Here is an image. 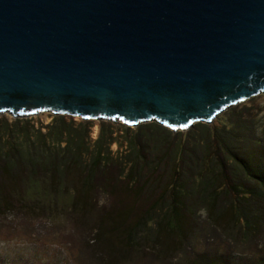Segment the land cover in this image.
Here are the masks:
<instances>
[{"label":"water","instance_id":"water-1","mask_svg":"<svg viewBox=\"0 0 264 264\" xmlns=\"http://www.w3.org/2000/svg\"><path fill=\"white\" fill-rule=\"evenodd\" d=\"M264 91V0H0V112L173 130Z\"/></svg>","mask_w":264,"mask_h":264},{"label":"rangeland","instance_id":"rangeland-1","mask_svg":"<svg viewBox=\"0 0 264 264\" xmlns=\"http://www.w3.org/2000/svg\"><path fill=\"white\" fill-rule=\"evenodd\" d=\"M152 122L156 121L127 124L118 118L114 120L87 119L52 112L14 116L10 111H1L0 146L9 131L21 164L16 167L15 176L12 178L0 173V194L6 196L8 201H12V211L0 215V264H111L110 255L116 250L114 249L116 243L115 239L108 236L107 228L114 221L115 214L130 210L131 218L126 221V224L130 223L147 210L154 199L161 194L163 183L172 167L170 164L172 162L167 163L170 159L167 154L172 156L174 143H177V140H185L184 159L188 158L189 152H193L194 143L190 141L189 129L194 124L176 130L167 127L176 137L170 140V150L166 152L164 165L158 169L152 168L151 164H154L157 157L152 154L150 147L143 143L142 156L149 162L146 164L149 168L142 173L143 175L150 173V181L141 192L135 191L132 194L126 190L127 182L116 179L117 172L114 167L131 158L128 139L138 130L149 131L145 125ZM198 122L217 128L222 124L232 126L235 129V140L229 143L231 150L237 149L240 155L239 147L245 152L252 147L255 154H260L255 163L260 162L259 159H262V156L264 161V91L230 105L229 110L219 112L218 121ZM56 124L65 132V129L71 132L76 131L79 136L84 137L87 152L81 155L82 163H88L91 160L95 141L100 137L105 145L104 151H107L110 157V165L113 167L97 172L93 180V188L88 193L92 206H83L85 209L79 208L80 203L78 207L74 206V202L71 204L75 200L76 193L73 192L72 187L76 189L77 183L74 182H77V171L67 172L61 180L58 178L59 182H56L54 186L53 181L49 183V173H43L38 167H31L25 160L26 153L34 156L39 163L59 161L67 154L66 159L70 157L69 153L63 154L60 149L64 145L65 135L62 136L63 140L59 145L46 137L43 142L45 144L40 147L41 151L37 149L39 139H42L38 131L45 135L50 126ZM142 125L144 126L141 129ZM178 134L179 138H177ZM141 137L142 134H139L138 138ZM250 141H254L255 144ZM162 143L158 149L159 152L155 153L157 156L165 153L166 143ZM34 147L35 151H32ZM196 150L200 156L204 154L201 148L197 147ZM0 152H2L1 148ZM247 155L249 156L250 153ZM194 162L200 163L197 157L194 158ZM189 163L191 164V161ZM226 163L229 181L231 183L240 181L241 174L235 161L227 160ZM33 168H36V172ZM195 171L196 169L188 164H182L181 179L186 180L188 189L196 181L193 178ZM71 182L74 183L73 186ZM32 191L37 199L34 201L25 199L27 198L25 194H31ZM39 197L42 200H39ZM195 199L197 196L194 193L182 199L189 208L187 216L182 218V225L186 226L188 232L186 241L188 245L180 252H171L167 257L158 256L159 252H165L174 240L173 236L167 235L164 231L156 235L157 242L150 250L144 249L142 244L127 250L126 248L118 249L117 251L123 253L125 260H121L118 264H190L210 261L211 264H220L223 263L221 260L229 264H255L260 260L264 261V221H262L260 235L249 240V243H245L233 232L234 237L227 235L226 231L230 229L228 222L224 226H221L219 222L217 225H211L206 210ZM217 208L218 211L222 209L220 205ZM262 209L264 210L263 205ZM99 222L104 225L101 238L95 236ZM105 237L110 238V251L104 242Z\"/></svg>","mask_w":264,"mask_h":264},{"label":"trees","instance_id":"trees-1","mask_svg":"<svg viewBox=\"0 0 264 264\" xmlns=\"http://www.w3.org/2000/svg\"><path fill=\"white\" fill-rule=\"evenodd\" d=\"M143 126L140 128L142 129ZM145 128L149 131L138 130L128 139L132 154L131 158L124 163H118L115 165L116 168L114 167L117 172L116 179L127 182L125 184L126 190L132 194L135 191L141 192L142 189L147 187L150 181L149 177H151L150 173L144 175L142 173L143 170L146 171L149 168L146 166L149 162L142 156V144L146 143L150 147L152 154L157 157L154 160V164L152 163L151 165L152 168L158 169L161 165H164L166 152L170 150V140H174L176 137L166 126H162L157 122L149 123V125H145ZM65 130L66 132L56 124L50 126L48 133L45 135L38 131L39 137L42 139H39L40 142L37 149L41 151L40 147L45 144L43 142L46 137H49L51 141L54 140L59 145L63 140L62 136L65 135L64 145L59 148L63 151V154H70L68 159H66L67 154L59 161L52 160L48 163H39L34 159V156L26 153L25 160L31 167H38L43 173H49V183L53 181L54 186L67 172L77 171V182H74L75 184L77 183L76 189L72 185L74 183H70L73 186V192L76 193L75 200L71 204L74 202V206L78 207L80 203L79 208L85 209L83 206H92L88 193L93 188V180L98 171L105 170L111 166L110 157L108 152L104 151L105 145L102 137H100L95 141V150L91 160L88 163H82L81 155L87 152V147L83 141L84 137L82 135L79 136L76 131ZM234 130L232 126L227 124H222L221 127L217 128L211 125L206 126V124L197 121L189 129V134H191L189 136L191 137L190 141L194 143V148L192 147L193 152H189L186 159L183 158L186 148L185 140H177V143H174L175 148L172 156L167 154L170 156L167 163L172 162L170 163L172 167L169 169L167 179L163 183L161 194L154 199L147 210L143 211L132 222L126 224V221L131 218V214L129 216L130 210L122 211L115 214L114 221L107 228L108 236L113 240L115 239L116 243L114 248L116 250L110 255L111 264H118L121 260L125 261L122 256L123 253L117 251L118 249L126 248L127 250L142 244L141 246L144 249L150 250L157 242L158 236L156 235L164 231L167 232V235L173 236L174 240L166 248L165 252H159V257H167L171 252L178 253L183 247L188 245L186 243L188 232L186 231V226L182 225V218L187 216L186 213L189 212V208H187V204L185 205L182 199L190 197L192 193L196 194L197 199L195 200L206 210L207 218L211 225H217L219 222L222 224L221 226H224L228 222V227L230 228L229 231H226L228 236L234 237L236 235L245 243H249V240L260 235L262 221H264V210L262 209V205L264 207L263 156L262 159H259L260 162L255 163L260 154H255L252 151V147H249L246 152L239 147L240 155L237 149L231 150L229 143H233L235 140ZM139 134H142L141 138H138ZM177 138H179V134ZM187 140L189 141L188 138ZM162 142L166 143L165 153L157 156L155 153L159 152L158 149L163 144ZM250 142L255 144L254 141ZM149 143L155 147L150 146ZM197 147L201 148V152H204L202 156L197 152ZM0 148L2 151L0 152V173L12 178L15 176L16 167L21 164V160L18 158L19 154L16 145L11 140L9 131L3 138ZM31 150L35 151V147ZM248 153H250L249 156L247 155ZM196 157L199 159V164L194 162ZM227 160L235 161L241 174L240 181H235L234 183L229 181L226 174ZM188 161H191V164ZM183 163L196 169L193 177L196 181L190 189L187 188L186 180L181 179ZM33 170L36 172V168H33ZM33 194V191L31 194H25L27 197L25 199L29 201L30 199L31 201L36 200V194ZM39 200H42V198L39 197ZM219 205L222 207L221 211H218L217 207ZM11 207L12 201H8L6 196L1 193L0 215H5V213L12 211ZM184 210L185 213H183ZM97 226L98 229L95 232V236L101 238V230L104 225L99 222ZM104 242L110 251V238L105 237ZM221 261L223 263L220 264H229L225 260ZM190 264H211V261L204 263L191 262ZM255 264H264V261L260 260Z\"/></svg>","mask_w":264,"mask_h":264}]
</instances>
